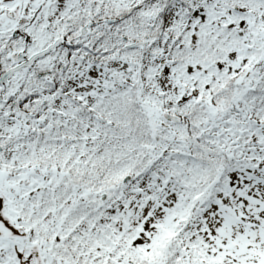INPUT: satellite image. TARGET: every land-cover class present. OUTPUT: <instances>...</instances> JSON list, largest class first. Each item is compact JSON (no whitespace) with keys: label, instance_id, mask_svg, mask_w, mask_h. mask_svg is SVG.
Returning <instances> with one entry per match:
<instances>
[{"label":"snow or ice","instance_id":"obj_1","mask_svg":"<svg viewBox=\"0 0 264 264\" xmlns=\"http://www.w3.org/2000/svg\"><path fill=\"white\" fill-rule=\"evenodd\" d=\"M0 264H264V0H0Z\"/></svg>","mask_w":264,"mask_h":264}]
</instances>
